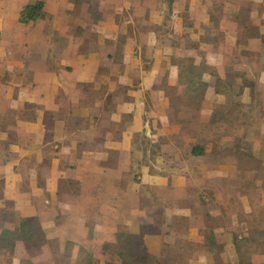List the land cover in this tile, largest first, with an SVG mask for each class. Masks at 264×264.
Masks as SVG:
<instances>
[{
    "label": "rangeland",
    "instance_id": "rangeland-1",
    "mask_svg": "<svg viewBox=\"0 0 264 264\" xmlns=\"http://www.w3.org/2000/svg\"><path fill=\"white\" fill-rule=\"evenodd\" d=\"M44 1L45 4L48 1L49 9L58 8L64 12L58 21L64 32L62 35L53 34L51 38L66 41L67 37L73 36L80 45L79 49L83 52L89 50L90 56L98 61L93 69L98 68L97 72L101 75H109L114 70V76H124L127 66L122 67V58H129V42L132 41L136 43L132 47V57L139 59V67L145 69L162 65V74L165 69L167 71L166 63L185 58L183 56H192L199 64L206 60L207 54L209 56L213 53L212 50L227 52L230 54L229 60L219 57L220 55L209 58L218 57L221 65L225 60L231 63L222 71L231 82L219 83V89L226 91L229 84L232 88L230 93L226 91L227 97L214 96L206 101L174 95L171 107L169 105L164 111L160 106V112L166 114L165 119L158 110L155 111L152 98L147 96L145 121L149 119V122L141 132L133 135L131 154L129 151H108L111 156L108 161L85 163L99 167L98 172L104 171V166H110L114 170L109 174L101 172L96 175L94 183L101 188V195H95L93 202L86 201L85 209L80 214L78 211L64 212L61 208V199H64L61 192L74 191L77 184L67 176L60 178L58 207L52 213L59 225L57 233L52 234L55 237H51L47 231L50 226L41 224L45 234H50L47 235L50 240L48 244L42 247L36 242H31L28 246L22 244L13 256H0V264L119 263V257L111 250L110 245L117 240L120 232L140 233L143 239L146 235L152 236L149 240L150 248L145 239L144 242L153 259L156 258L163 264H185L194 257L193 253H214L217 264H239V255L228 254L238 253L234 244L236 235L254 232L256 237L243 243V253H249L254 264L264 262V82L259 83L260 92L257 97H250L248 82L243 81L245 77L254 78L255 71L264 70V43L251 50L228 42L227 34L221 31V16L223 19L225 4L220 0H214L215 3L211 1L209 15L206 7L202 9L205 4L200 3L201 0H176L172 10L169 9V0ZM201 5L204 6L200 7ZM196 6L200 8L197 9ZM248 9L245 7L243 15L235 18L234 25L248 22ZM258 13L261 20L264 4L258 9ZM207 19H210L209 23ZM189 27H192L191 31ZM30 30L28 26L23 27V42L29 41ZM201 35L208 37L213 45L206 48L205 43L201 45L200 41L193 40H199ZM9 40L6 37L5 41ZM262 40L264 42V36ZM78 51L50 50L46 64L48 67L52 64L53 67L64 68L70 73L74 67L66 65L68 63L61 64L57 59L60 56L73 58ZM4 52L7 54L0 59V79L3 77L0 80V91L5 85H13V80L16 79V85H13L15 90L19 94L21 90L28 92L33 84L29 81L31 69L39 67V56L47 51H32L28 44L23 43L19 50ZM12 55L22 62L20 66L14 67L13 74L9 70L10 63L7 62L12 60ZM47 65L43 63L44 68ZM133 65L137 69L136 62ZM19 69L22 72L18 78ZM132 76L137 78L133 72ZM209 79L214 84L215 78L209 76ZM118 81L115 92L107 85L80 84L84 92L78 105L90 108L93 113L82 118L61 114L67 120L69 117L70 127L67 124L63 129H53L51 134L65 136L64 140L77 135L84 139L86 135L83 148L96 150L101 149L105 140L122 138L127 126L131 125L132 115L124 113L122 116H115L113 112L117 110L119 102L127 97L130 86L127 85L128 82ZM242 85L245 93L239 96ZM183 103H190V106L185 107ZM7 106L8 100L0 94V109L5 111L0 119L13 121L18 114H11ZM69 106V101L64 100L63 109H68ZM23 107L25 109H21V117L31 118L36 106L25 103ZM94 113L95 118L92 117ZM151 115L152 118L149 117ZM76 126H79V130L74 133L72 128ZM27 130L19 132L21 135H28ZM197 143L206 147L205 154L191 153L193 145ZM129 155L132 157L129 158ZM71 163L72 161L55 160L54 174H59L60 169L69 173ZM80 164L85 166L84 163ZM21 165L16 172L23 170L24 163ZM76 166L78 164L74 162L69 169L73 170ZM147 166L151 170L163 169L169 175L179 172L178 175L181 173L184 176L190 172L193 176L190 189L186 191L187 187H183V194H178L172 184L168 187L151 185L140 177L142 169ZM77 168L74 172H79ZM4 184L3 179H0V189H4ZM132 187H138L139 192H132ZM16 188L24 195L21 200H25L26 194L32 190L28 179ZM73 196L74 193L72 200ZM2 204L6 205L7 210L13 206V203L7 201ZM6 209L3 211L6 212ZM75 213L86 220V225L78 227L69 224V216L73 217ZM45 215L43 218L46 222L50 219L51 211ZM5 219L7 222L2 223L0 228L12 226L13 222L19 223L13 215L9 217L7 214ZM208 231L215 234L219 244L213 251L211 247L207 249L202 246L204 237L209 235ZM153 253L159 255L155 256ZM221 253L226 255L224 261L220 258ZM143 257L144 253L138 255L140 264H143ZM247 258L244 256L245 261Z\"/></svg>",
    "mask_w": 264,
    "mask_h": 264
},
{
    "label": "crops",
    "instance_id": "crops-1",
    "mask_svg": "<svg viewBox=\"0 0 264 264\" xmlns=\"http://www.w3.org/2000/svg\"><path fill=\"white\" fill-rule=\"evenodd\" d=\"M36 1L37 0H0V51L2 50L0 52V59L2 60L5 54H7L4 52L5 50H9V52L19 50L23 43L28 44L32 51L38 49L47 51L45 54H41L42 56H39L40 59L37 61L38 66L41 68L31 69L29 81L33 82V84L30 86L28 92L27 90H21L19 94L17 89L15 90L13 85H16V79V81L13 80V85H5L0 91V94L8 100L9 106H7V109L10 108L9 110L14 116L18 114L13 121L6 122L0 119V179H3L5 182L4 189H0V210L6 209V205L2 204L3 201L13 203V206L9 208L11 209L10 212L9 209H6L7 213L5 211L3 214L2 212L0 213V227L2 223H5L7 214L9 217L10 215L17 217L18 221L24 216H37L40 222H42V225L47 227L50 226L47 231L50 232L51 237H55L52 236V234L57 233L59 225L52 213L53 211H57L58 207L59 179L63 177L66 178L67 176V178H71L72 181L77 184V189L74 191L68 192L62 190L61 195L64 197L63 200L61 199L62 210L67 213L69 210L78 211L80 214L82 212L81 210L85 209L86 201L90 200L93 202L96 198L95 195H101V188L97 187L94 183L95 178H97L96 175L101 172L103 174H109V172L114 171L110 166H104V171L98 172L97 170L100 169L99 167L94 165L89 166L85 163H94L96 160L108 161L111 158L108 151H129V154H131L130 150L132 147L133 135L141 132L143 127L149 122V119L145 121V114H147L145 111V99L147 96L152 98L155 111L158 110L161 117L165 119V112H160L159 109L160 106L164 111L169 108V98L165 90L159 87V84L162 78L167 76L170 85H177L179 66L175 62L170 61L166 63L167 71L165 69L163 74L162 65H153L145 69L142 66L139 67V59L135 56L134 58L132 57L133 48L136 43L131 41L129 42V58H122V67L127 66L124 76L122 78L114 76V70L109 75H101L99 71V73L97 72L98 68L93 69L94 66H96L97 60H95L93 56H90L91 52H89V50L88 53L83 52L81 48L79 49L80 45L77 44L73 36L70 38L67 37L66 41L51 38L53 34L59 33L62 35L64 32L62 27L58 24L60 16L64 14L61 9H49V3L47 1L42 17L35 21H31L29 24L20 22V12L23 7ZM211 1L215 3L214 0L199 1L205 4V6L201 5L200 7L204 6L202 9L206 7L207 15H209V5ZM220 1L225 4V10L223 11L224 18L222 19L221 16V31L227 34L228 42H234V44L245 46L244 48L251 50H254L264 43L262 40L264 36V15L260 20V14L258 13V9L264 4V0ZM196 7L197 9L200 8L198 6ZM245 7L249 8L246 15L249 18L248 22L243 24L238 23V26L234 25L233 21H236L235 18H240L243 15L242 12ZM207 22L209 23L210 19H207ZM25 26L30 27L31 30L29 31V41L23 42L24 37L21 38V31ZM189 29L191 31L192 27H189ZM203 35H201L199 40H193L195 42L200 41L199 43H201V45L205 43L206 48H209L213 45V42L208 40V37H206L207 39L204 38ZM102 36L105 37L106 35L102 33ZM6 37L10 39L9 42L5 41ZM229 46H231V44ZM90 49L93 50V47ZM50 50H77L78 52L74 53L73 58H62L64 56H60L57 59L60 60L61 64L68 63L66 65L73 66L74 69L72 72L69 71L70 73H67L64 68L62 69L60 67L59 69V67H53L52 64L48 67L46 62L48 61L47 56ZM212 51L213 53H211L212 55L210 54L211 56L207 54L205 62L217 71L223 82H231L226 75H223L224 72L222 73V71H225V66L231 65V63H227L225 60L224 64L221 65L218 57L210 59L214 57V55H220L219 57L229 60L230 54L222 50ZM263 58L264 57H262V59ZM7 62L10 63L9 70L12 74L14 67L20 66L22 63L18 58H15L14 55H12V60H8ZM135 62L137 69L133 67V63ZM262 62L264 64L263 60ZM43 63L47 65L45 68L43 67ZM21 72L22 71L19 69L18 78ZM132 72L137 78H133ZM255 74L254 78L245 77L243 79L244 82H248L247 86L250 91V97H257L258 92H260L259 83L264 82V70L260 72L255 71ZM209 76L211 78L212 74L208 72L204 74V79L210 84L204 101L214 96L215 98L219 96L227 97L228 93L226 91L229 93L231 92V85H228L226 91L223 89L222 92L216 93L215 82L212 84ZM0 80H3V77ZM117 81L119 83L128 82L127 85L130 86L127 97L119 102L117 110L113 112L115 116H122L124 113L128 115L131 113L132 115L131 125L127 126V130H125L122 138L105 140L103 144H101V149L96 150L83 148V144L86 142V135L84 139H81V137L77 135L72 136L70 140H64L65 136L56 135L55 133L51 134V130L63 129L68 124L69 117L67 120V117L64 118L61 114H67L73 118H82L85 116L89 117V114L93 113L90 108L80 107L78 105L82 93L84 92L80 88V84L92 83L94 85L100 84L101 86L107 85L108 88L115 92L117 90ZM128 86L126 87L128 88ZM244 93L245 87L242 85V91H240L238 95L243 96ZM64 100L69 101L70 106L68 109H63ZM25 103L34 104L36 106L35 112L31 113V118L24 119L20 115L21 109H25V107H23ZM4 112V110L0 109V116L4 115ZM95 115L94 113L92 117L95 118ZM149 117L152 118V115ZM101 118L102 116L100 115L99 120H101ZM114 118L116 119V117ZM68 126L70 127L69 124ZM24 129H28V135L20 134L19 131ZM72 130L74 133L77 132L79 126L72 128ZM91 142H93V140ZM131 157L132 156L129 155V158ZM60 159L72 161L71 165L68 167L70 172L67 173L66 170L60 169L61 172L55 175L54 162ZM22 162L24 163L23 170L16 172L19 165L22 167ZM74 162L78 164L76 167H78L77 170L79 172H74L76 167L73 170L69 169L73 166ZM80 163H84L85 166H82ZM150 168V166H147L146 169H142V176L140 177H143V179L147 180L151 185L168 187V185L172 184V187H175L178 194H183V187H187L186 191L191 187L190 180L193 179V176L190 172L185 173L184 176H182L181 173L178 175L179 172L169 175L163 169L151 170ZM106 169L107 171H105ZM25 179L29 180L32 190L30 193L26 194L27 197H24L25 200H21V196L24 195H22V192H18L16 187L21 186L22 183L25 182ZM170 179H172V181H170ZM86 185H89V190H87L88 187ZM114 187L116 188V185H114ZM137 188L138 187H132V192L137 194V192H139ZM146 192L149 193L148 190ZM72 193H74L73 200L71 198ZM176 209L184 211L180 208H175V210ZM50 211V219L45 222L43 217ZM79 214L76 215L75 213L73 217L69 216V220H71L69 222L70 225L78 227L86 225V220ZM12 224V226L6 227L11 228L17 225L15 222ZM2 229L3 228H0V232ZM50 234L47 233L48 236ZM150 237L152 236L146 235L144 237L149 248L151 247L149 244ZM20 246L22 245H19V247ZM153 254L155 256L159 255L156 253ZM224 254L225 253H221L220 255L223 261L226 256ZM228 254L234 255L237 253ZM193 255L194 257L188 259L185 264H217L214 261L212 253H193Z\"/></svg>",
    "mask_w": 264,
    "mask_h": 264
},
{
    "label": "trees",
    "instance_id": "trees-1",
    "mask_svg": "<svg viewBox=\"0 0 264 264\" xmlns=\"http://www.w3.org/2000/svg\"><path fill=\"white\" fill-rule=\"evenodd\" d=\"M175 0H169V9L172 10ZM45 7L44 0H37L34 3L25 5L20 12V22L23 24H29L31 21H35L43 16ZM185 58L174 61L179 66V78L177 85H170L168 83L167 76L162 78L159 87L165 90L166 95L169 98L170 107L173 105V97L176 95L179 98H186L189 100H195L200 98L205 99L207 90L209 88V82L204 79L206 72L211 73L215 78V92H222L219 89V83L223 80L219 77L217 71L207 65L204 61L202 63H196L195 58L192 56H183ZM182 105L190 106V103H183ZM191 153L193 155H203L206 153V147L204 145L195 144L192 147ZM3 209L0 210V213ZM254 231V229H252ZM209 235L205 236L202 242V246L205 248L213 249L217 247L218 241L216 236L211 231H208ZM255 236L254 232L247 235H236L234 240L237 254L239 255V264H254L252 258L250 259L249 253H243V243L250 242V239ZM262 236V234H260ZM36 242L44 246L50 242L47 238L41 222L37 216H24L19 219V223L15 227H5L0 232V256L5 255L13 256L19 245L24 244L28 246L29 243ZM39 246V247H40ZM111 250L119 257L120 262L107 261L106 264H140L138 262V255L144 253L143 264H163L158 259H153V256L148 252V248L144 242V239L140 233L134 232H120L117 236V240L111 243ZM82 249V248H81ZM210 251V250H209ZM214 254V253H212ZM215 255V254H214ZM244 256H247L248 260H244ZM264 264V262L260 263Z\"/></svg>",
    "mask_w": 264,
    "mask_h": 264
}]
</instances>
